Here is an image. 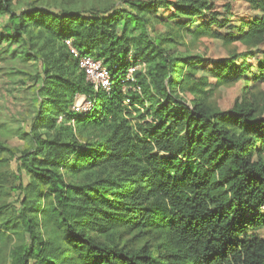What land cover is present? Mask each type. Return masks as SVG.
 Here are the masks:
<instances>
[{"label":"trees","instance_id":"obj_1","mask_svg":"<svg viewBox=\"0 0 264 264\" xmlns=\"http://www.w3.org/2000/svg\"><path fill=\"white\" fill-rule=\"evenodd\" d=\"M126 4L17 13L0 0V48L16 46L39 83L29 146L16 157L0 143V165L28 179L13 188L18 208L0 207V242L26 239L9 264H264V114L207 104L223 86L264 83V0ZM201 36L254 48L177 51ZM84 60L100 62L109 92Z\"/></svg>","mask_w":264,"mask_h":264},{"label":"rangeland","instance_id":"obj_2","mask_svg":"<svg viewBox=\"0 0 264 264\" xmlns=\"http://www.w3.org/2000/svg\"><path fill=\"white\" fill-rule=\"evenodd\" d=\"M127 1L133 0H12V7L19 12L29 5H43L55 11L61 9H73L80 11L106 12L113 8H128ZM7 24V16L0 15V35L2 27ZM160 28L159 31H162ZM164 30V29H163ZM252 45L232 43L224 45L209 37H198L195 39H183V44L177 47V51L191 56L211 57L219 59L230 57L253 50ZM16 46L6 49L0 48V143L11 149L16 157L25 150L29 143L20 138V135L28 129L30 118L35 109L33 95L39 83L35 81L34 66L32 62L14 58L19 53ZM92 63L98 65L106 75L100 62H88L84 60L81 66L86 71V65ZM142 66L132 67L128 70L126 77L131 78L135 70H141ZM89 74V75H88ZM86 73L87 80L91 82L93 75ZM107 76V75H106ZM108 78V77H107ZM235 102H247L252 104L259 113L264 114V83L254 89L242 91L237 84H230L218 89L208 100L207 104L212 109H229ZM74 109L84 112L88 109L83 97L78 96L73 106ZM16 161H10L0 165V207H6L8 213L18 208L17 194L15 189L19 184L25 186L28 179L25 175L16 180ZM16 192V193H15ZM8 213L5 219L8 218ZM22 234L12 235L0 242V264H9L13 249L25 242Z\"/></svg>","mask_w":264,"mask_h":264},{"label":"built area","instance_id":"obj_3","mask_svg":"<svg viewBox=\"0 0 264 264\" xmlns=\"http://www.w3.org/2000/svg\"><path fill=\"white\" fill-rule=\"evenodd\" d=\"M88 62H92L87 60ZM86 73L88 74L90 72L91 75H93V79L91 80V83L94 85V88L96 90L102 89L106 92H109L110 90V85L108 82L107 74L105 75L102 69L99 68L98 65H94L92 63H88L86 65ZM89 75V74H88Z\"/></svg>","mask_w":264,"mask_h":264}]
</instances>
